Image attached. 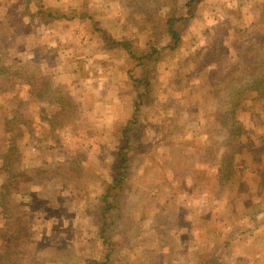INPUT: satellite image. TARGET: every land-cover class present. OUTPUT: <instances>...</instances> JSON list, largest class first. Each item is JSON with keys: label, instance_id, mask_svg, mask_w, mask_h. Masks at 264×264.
I'll use <instances>...</instances> for the list:
<instances>
[{"label": "rangeland", "instance_id": "obj_1", "mask_svg": "<svg viewBox=\"0 0 264 264\" xmlns=\"http://www.w3.org/2000/svg\"><path fill=\"white\" fill-rule=\"evenodd\" d=\"M30 3L0 0V7L12 10ZM50 11L88 21L107 38L125 41L128 53L154 51L158 61L146 60L139 68L131 56L129 120L134 122L119 127L114 157L103 148L87 167L88 156L71 157L59 169L57 187L22 190L28 206L21 209L11 189L15 175L6 170L0 188V264L19 250L25 251L23 259L14 255L13 264H149L159 257L154 251L160 244L164 249L188 243L194 261L213 257L210 248L241 246L248 254L250 244L264 247V86L245 92L233 117L222 75L217 69L208 73L201 57L220 41L211 65L229 63L230 70L241 69L236 76L244 75L243 62L234 57L236 46L264 34V0H71ZM172 18L178 19V44L169 33ZM107 24L113 30L102 29ZM193 36L201 42L186 52ZM3 43L0 35V48ZM166 89L169 97L157 101L165 98L157 90ZM200 119L205 126L184 128ZM78 126L85 132L84 125ZM184 134L195 137L189 140ZM170 145L184 156H159ZM121 146L128 148L127 170L115 157ZM25 175L27 181L39 179L34 171ZM201 193L207 194V203L194 200ZM108 203L113 208L103 221L100 211ZM159 214L162 224L170 225L162 229L161 241L157 228L148 230ZM180 215L188 217L178 222ZM179 223L188 230L183 241ZM104 225L111 246L102 242ZM10 229L16 236L13 242L6 235ZM242 256V264L252 259ZM251 257L255 264H264V252Z\"/></svg>", "mask_w": 264, "mask_h": 264}, {"label": "crops", "instance_id": "obj_2", "mask_svg": "<svg viewBox=\"0 0 264 264\" xmlns=\"http://www.w3.org/2000/svg\"><path fill=\"white\" fill-rule=\"evenodd\" d=\"M30 1L31 6L12 10L0 7V35L4 39L0 48V188H3V174L11 170L15 175L12 194L20 201V204L15 202L20 209L28 206L23 196L26 192L22 190L57 187L59 169L69 163L71 157L88 156L86 167L93 155L102 154L103 148L114 157L116 137L121 138L119 127L125 122L128 124L132 113L128 81L134 64L129 62L131 54L127 47L114 45L119 48H113L107 41L108 34L102 35L93 24L80 17L50 11L71 0H54L50 5L49 0ZM102 29L110 31L113 26L107 24ZM191 38L186 52L201 42L199 37ZM230 67L229 63L214 64L206 71L211 73L217 69L223 76ZM157 91L165 97L157 101H166L168 89L163 90L166 94ZM205 123L200 119L184 128L194 130ZM88 124L92 131L87 128ZM78 125H84L85 132H81ZM184 137L190 140L195 134L188 137L184 134ZM170 146L165 155L159 156L183 155L181 149ZM33 171L39 174V179L22 178ZM195 197L196 201L208 202L206 193ZM158 217L157 222L155 219L150 222L148 230L157 228L161 241L162 229L170 225L162 224L161 214ZM184 217L180 215L178 222L188 215ZM178 228L182 229L180 239L183 241L188 230L180 223ZM188 228L193 231L194 227ZM210 249L215 253L213 257L209 255L203 260L204 256H200L194 261L188 243L164 249L160 244L154 251L159 257L149 264H242L243 254L245 258H252L246 264H255L256 259L251 256L264 252L263 246L253 248L252 244L248 254L241 246L234 250L233 245ZM174 257L178 259L174 261Z\"/></svg>", "mask_w": 264, "mask_h": 264}, {"label": "trees", "instance_id": "obj_3", "mask_svg": "<svg viewBox=\"0 0 264 264\" xmlns=\"http://www.w3.org/2000/svg\"><path fill=\"white\" fill-rule=\"evenodd\" d=\"M191 5V3H189ZM190 13H192V9L189 10ZM193 15V14H192ZM178 20L176 18H172L168 21V28L169 33L171 34L174 41L177 42V44L180 42L181 37L175 29V21ZM257 37L253 38V41L249 42L247 40H244L240 43V46H236L237 54L236 58L240 59V62H243L245 74L242 76H236L238 70H241L239 68L235 69L232 67V69L228 70L225 75L222 76L220 81H223L222 85H225V97L228 100L227 106L228 111L233 114V117L236 115V108L239 105V101L242 99V96L247 91H257L260 88L264 86V34L258 33ZM109 44L113 45H122L127 48L128 45L125 41H119V40H111L107 39ZM242 46L243 49L241 48ZM220 41L213 42L207 47V52H204L201 57L205 60L206 66H209L215 61L216 55L220 53ZM235 48V47H234ZM211 49H213V52L210 53ZM131 56L134 58L136 65L143 66L145 64V61H154L155 63L158 61V58L156 57V53L154 54V51H150L146 54L136 55L133 52H130ZM205 64V63H204ZM241 64H238V67ZM234 68V69H233ZM148 73L145 72V75ZM234 75L237 77V80H234ZM233 77V78H232ZM141 80V79H140ZM144 80V79H143ZM146 84H149L148 82ZM145 93L140 94V96H145ZM136 109H138V104ZM227 120L229 118H226ZM134 121L129 120L128 123H133ZM234 122L233 124H230L231 128H234ZM126 128H124V131ZM129 154H128V148L125 146H122L116 153V158L121 159V168L126 169V164L129 160ZM120 184V182H118ZM114 186H111L107 189L106 193L103 195L104 201L107 200V198L110 196V193L112 192L111 188ZM113 208L112 204L108 203L106 207H103L100 211L101 218L103 221H107L106 213ZM13 230L10 229L8 232L10 234L7 235V239L10 241H14L16 239L15 234L12 232ZM106 226L104 225L101 229V237L102 242L107 243L109 246H111L112 242L110 240V235L106 232ZM9 257L4 262V264H13L14 262V255H19L23 259V254H25V251H15L10 252ZM19 261V260H17ZM17 261L15 264H17Z\"/></svg>", "mask_w": 264, "mask_h": 264}]
</instances>
